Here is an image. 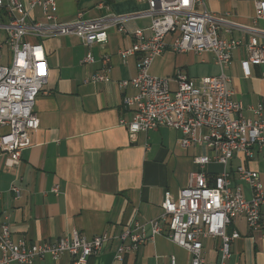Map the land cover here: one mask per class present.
Listing matches in <instances>:
<instances>
[{"label": "crops", "instance_id": "0c3cea01", "mask_svg": "<svg viewBox=\"0 0 264 264\" xmlns=\"http://www.w3.org/2000/svg\"><path fill=\"white\" fill-rule=\"evenodd\" d=\"M206 6L215 15L229 13L242 24H251L254 15L253 0H207ZM145 8L146 4L137 0H55L53 14L59 22H66L78 12L90 19L109 12L132 14ZM33 12L35 19L45 20L40 8ZM148 25L147 18L125 23L128 29H144L145 34ZM255 25L264 30V20H257ZM228 36L242 42L248 38L246 32L236 29ZM258 39L264 46V36ZM133 40L129 34L111 28L105 44L91 46L95 59L91 64L80 63L87 48L74 35L41 40L48 77L34 104L39 126L30 134L31 145L22 150L17 164L7 167L0 156V224L9 226L13 240L55 242L61 236H70L73 230L87 238L107 232L110 239L88 258L87 264H168L170 256H174L176 264H189V252L165 234L156 235L116 259V236L133 222L144 223L158 216L164 192L175 195L186 186L193 170L202 171L208 182L226 170L232 185H238L250 198L249 186L235 178L236 168L242 166L258 172L264 188V147H254L250 156L237 152L225 166L210 162L200 168L193 163V156L210 154V150L204 145L182 146L179 139L183 134L179 130L159 127L129 136L119 120L131 119L132 112L123 107L122 98L135 90L130 86L119 88L118 82L135 76L138 55H130L123 62L117 52L129 48ZM0 50H5V55L0 53V64H5L6 49ZM105 53L110 55V81L92 82L93 73L104 72L100 59ZM246 58L243 44L232 51L231 62L223 69L212 52L165 49L153 59L149 73L172 77L180 70L196 82L224 72L231 77L228 88L232 97L243 106L241 114L251 116L248 106L262 103L264 107V64H250V75L245 77L242 62ZM169 86L171 90L176 88L173 81ZM12 186L18 188L17 197ZM54 186L57 193L52 192ZM261 213L259 230L249 231L242 217L234 220L231 228L240 236L231 242L225 264H264V205ZM217 246L216 239L202 241V256L207 263L218 260ZM70 261V256L63 254L58 259L36 258L33 264H71Z\"/></svg>", "mask_w": 264, "mask_h": 264}, {"label": "built area", "instance_id": "2783aa9c", "mask_svg": "<svg viewBox=\"0 0 264 264\" xmlns=\"http://www.w3.org/2000/svg\"><path fill=\"white\" fill-rule=\"evenodd\" d=\"M146 8L132 14L107 13L86 19L78 12L74 19L59 22L53 11L55 0H0V49H6V63L0 64V156L5 165L17 164L22 150L31 145L30 134L39 126L34 111L35 99L48 77V64L41 40L47 37L74 35L86 46L87 52L80 63L95 61L90 50L93 44L103 45L108 30L133 37V44L117 52L124 62L130 55H138L137 72L129 80H120L119 88L132 87L135 93L124 95L122 105L132 112L130 120L120 119L131 138L136 133L169 127L179 130L182 146L204 145L210 154L195 155L193 163L202 168L210 162L223 166L237 152L250 156L254 147H264V107L262 103L248 106L251 116H243V106L232 97L228 88L231 77L221 72L217 76L201 77L196 82L180 70L172 77H159L149 73L153 59L165 49L175 52H212L216 63L223 69L231 62V53L241 44L247 52L242 62L244 76L248 66L264 64V46L258 37L264 30L256 27L264 20V0H253L254 15L251 24H242L231 14L215 15L208 10L207 0H137ZM40 8L44 21L34 18ZM135 18L149 19L146 30L128 29L125 23ZM248 34L246 42L228 36L232 30ZM223 30V34L220 33ZM104 72L91 75L92 82H109L110 55L102 54ZM264 80V73L261 75ZM176 85L170 89L169 83ZM235 178L245 182L251 191L246 198L241 188L232 185L231 174L223 170L212 182L202 171H190L185 187L175 195L164 192L161 212L144 222L125 226L116 236L118 245L115 258L135 250L140 244L165 234L171 242L190 254L189 264H209L202 256V241L218 240V260L225 264L230 257L231 242L239 232L231 228L237 217L245 220L249 231L262 227L261 208L264 205V188L258 172L238 166ZM11 190L18 196V188ZM54 186L52 192L57 193ZM149 227V233L146 232ZM166 228L167 231H164ZM164 231V232H163ZM110 239L107 232L90 238L73 230L55 242L13 240L6 223L0 224V264H33L36 258L58 259L70 256L71 264H87ZM168 264H176L170 256Z\"/></svg>", "mask_w": 264, "mask_h": 264}, {"label": "rangeland", "instance_id": "374dc122", "mask_svg": "<svg viewBox=\"0 0 264 264\" xmlns=\"http://www.w3.org/2000/svg\"><path fill=\"white\" fill-rule=\"evenodd\" d=\"M3 36V33L0 31V37H2ZM0 53L2 54V55H5V50H0Z\"/></svg>", "mask_w": 264, "mask_h": 264}]
</instances>
